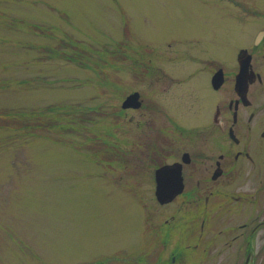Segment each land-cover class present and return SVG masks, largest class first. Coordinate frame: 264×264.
<instances>
[{"label":"rangeland","instance_id":"374dc122","mask_svg":"<svg viewBox=\"0 0 264 264\" xmlns=\"http://www.w3.org/2000/svg\"><path fill=\"white\" fill-rule=\"evenodd\" d=\"M255 10L264 0H0V264H124L134 207L155 201L128 168L144 137L143 108L121 110L144 91L137 62L232 59Z\"/></svg>","mask_w":264,"mask_h":264},{"label":"flooded vegetation","instance_id":"af4514ba","mask_svg":"<svg viewBox=\"0 0 264 264\" xmlns=\"http://www.w3.org/2000/svg\"><path fill=\"white\" fill-rule=\"evenodd\" d=\"M256 16L259 30L232 59L190 49L169 71L164 54L143 56L142 106L128 110L143 108L144 137L128 168L166 195L134 207L142 217L124 264H264V12Z\"/></svg>","mask_w":264,"mask_h":264},{"label":"water","instance_id":"95a60500","mask_svg":"<svg viewBox=\"0 0 264 264\" xmlns=\"http://www.w3.org/2000/svg\"><path fill=\"white\" fill-rule=\"evenodd\" d=\"M137 95H132V96H130V97H128L127 98V100L125 101V103H124V106L125 107H128V106H131V105H133V106H138V105H140V104H135V100L137 99ZM158 196L160 197L161 196V194L158 192Z\"/></svg>","mask_w":264,"mask_h":264},{"label":"trees","instance_id":"16d2710c","mask_svg":"<svg viewBox=\"0 0 264 264\" xmlns=\"http://www.w3.org/2000/svg\"><path fill=\"white\" fill-rule=\"evenodd\" d=\"M27 126H29L30 127V129L31 130H36V129H38V124H30V123H27Z\"/></svg>","mask_w":264,"mask_h":264}]
</instances>
